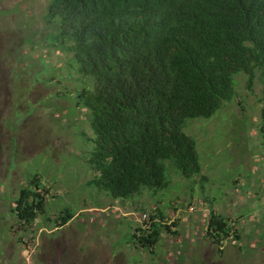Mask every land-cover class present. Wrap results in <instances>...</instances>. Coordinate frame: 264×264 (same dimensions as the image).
<instances>
[{
    "label": "rangeland",
    "instance_id": "rangeland-1",
    "mask_svg": "<svg viewBox=\"0 0 264 264\" xmlns=\"http://www.w3.org/2000/svg\"><path fill=\"white\" fill-rule=\"evenodd\" d=\"M50 2L0 0V264H264L259 72L252 88L237 75L238 96L212 117L187 120L201 174L185 177L170 166L167 189L114 198L89 183L90 111L77 103L74 57L47 46L59 44L47 22ZM35 175L49 190L45 212L23 225L12 209ZM65 209L74 216L58 226ZM156 210L177 231L140 247L134 229ZM212 212L240 234L224 241L223 252L207 235Z\"/></svg>",
    "mask_w": 264,
    "mask_h": 264
},
{
    "label": "trees",
    "instance_id": "trees-1",
    "mask_svg": "<svg viewBox=\"0 0 264 264\" xmlns=\"http://www.w3.org/2000/svg\"><path fill=\"white\" fill-rule=\"evenodd\" d=\"M47 22L59 42L47 46L74 57L77 103L90 111L89 183L114 198L167 189L170 166L185 177L201 174L186 122L210 118L234 100L237 75L245 73L252 88L259 72L264 103V0H51ZM261 118L264 124V106ZM40 181L35 175L15 201L23 225L45 212L49 190ZM73 216L63 210L57 225ZM177 224L156 210L133 239L153 248ZM207 235L219 246L240 238L214 212Z\"/></svg>",
    "mask_w": 264,
    "mask_h": 264
}]
</instances>
